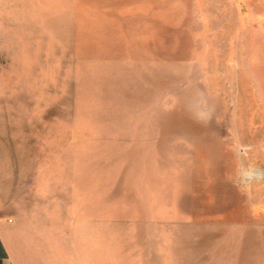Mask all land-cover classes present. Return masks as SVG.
I'll use <instances>...</instances> for the list:
<instances>
[{"label":"rangeland","instance_id":"obj_1","mask_svg":"<svg viewBox=\"0 0 264 264\" xmlns=\"http://www.w3.org/2000/svg\"><path fill=\"white\" fill-rule=\"evenodd\" d=\"M4 10L0 150L62 160L28 180L19 264H264V0Z\"/></svg>","mask_w":264,"mask_h":264},{"label":"crops","instance_id":"obj_2","mask_svg":"<svg viewBox=\"0 0 264 264\" xmlns=\"http://www.w3.org/2000/svg\"><path fill=\"white\" fill-rule=\"evenodd\" d=\"M14 19L15 14H11ZM6 14L4 10V0H0V55L3 56L6 42H20L18 36L21 35L20 27H10L5 24ZM38 28H31L28 33L33 34H47L49 32L37 30ZM6 35L13 36L7 38ZM4 63L0 59V67ZM6 123L5 114V91L3 87V79L0 78V130L4 129ZM35 140L36 133L32 132L29 135L24 134L23 137H28ZM56 145H62L63 132L60 128L56 133ZM1 149V148H0ZM52 162L55 166H47L46 161L38 165L37 160L31 158L26 160L25 155L19 157H12L11 154L5 153L2 148L0 150V264H19L16 256L13 253L10 233L13 226L17 225L21 212L26 208L25 203L29 202L30 195L36 199L37 189L31 179H43L50 176L52 172L58 173L62 171V160L56 159ZM60 164V165H59ZM49 174V175H48ZM52 176V175H51ZM12 181L14 185L12 187ZM16 181V182H15ZM12 211L11 214L7 213Z\"/></svg>","mask_w":264,"mask_h":264}]
</instances>
